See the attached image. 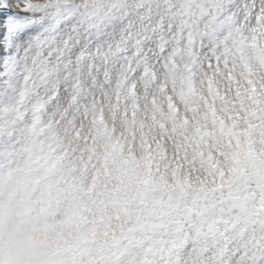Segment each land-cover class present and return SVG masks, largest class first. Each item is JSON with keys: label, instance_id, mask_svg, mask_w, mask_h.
<instances>
[{"label": "snow or ice", "instance_id": "6c2138e0", "mask_svg": "<svg viewBox=\"0 0 264 264\" xmlns=\"http://www.w3.org/2000/svg\"><path fill=\"white\" fill-rule=\"evenodd\" d=\"M0 264H264V0H0Z\"/></svg>", "mask_w": 264, "mask_h": 264}]
</instances>
